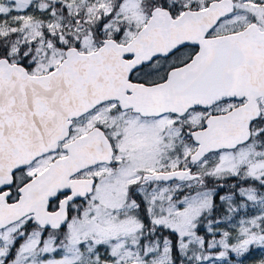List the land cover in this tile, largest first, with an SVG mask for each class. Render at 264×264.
I'll use <instances>...</instances> for the list:
<instances>
[{"label": "snow or ice", "instance_id": "1", "mask_svg": "<svg viewBox=\"0 0 264 264\" xmlns=\"http://www.w3.org/2000/svg\"><path fill=\"white\" fill-rule=\"evenodd\" d=\"M0 264H264V0H0Z\"/></svg>", "mask_w": 264, "mask_h": 264}]
</instances>
